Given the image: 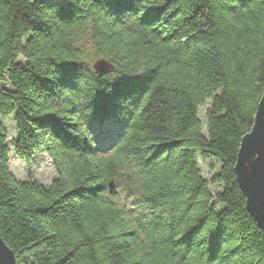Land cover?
I'll list each match as a JSON object with an SVG mask.
<instances>
[{"label": "trees", "instance_id": "16d2710c", "mask_svg": "<svg viewBox=\"0 0 264 264\" xmlns=\"http://www.w3.org/2000/svg\"><path fill=\"white\" fill-rule=\"evenodd\" d=\"M263 90L264 0H0L16 133L0 120V237L16 264H264L234 172ZM106 121L107 149L92 140ZM11 151L43 153L51 182L17 180ZM198 158L218 164L210 180Z\"/></svg>", "mask_w": 264, "mask_h": 264}, {"label": "water", "instance_id": "95a60500", "mask_svg": "<svg viewBox=\"0 0 264 264\" xmlns=\"http://www.w3.org/2000/svg\"><path fill=\"white\" fill-rule=\"evenodd\" d=\"M92 69L99 75L108 73L113 65L99 58L92 63ZM253 126L239 145L234 172L239 188L245 197V206L264 235V90L254 114ZM113 191V181L108 182ZM0 264H16L10 248L0 237Z\"/></svg>", "mask_w": 264, "mask_h": 264}, {"label": "rangeland", "instance_id": "374dc122", "mask_svg": "<svg viewBox=\"0 0 264 264\" xmlns=\"http://www.w3.org/2000/svg\"><path fill=\"white\" fill-rule=\"evenodd\" d=\"M56 1V0H53ZM87 49L93 50L91 44L88 42ZM87 54H92L87 51ZM96 60V58H89L88 62L92 63ZM206 106L199 109V117L202 124V129L205 132V112ZM3 124L6 126L9 136L15 137L16 133L14 130V125L12 123V118L7 117L0 119ZM120 130V125L115 124L113 121H106L102 125H94V131L92 132V140L95 146L105 147L106 149L109 147L110 143L114 141L118 135V131ZM96 143V144H95ZM105 149V150H106ZM103 154H106L105 152ZM199 167L202 173V176L206 180H210L212 173L218 170V164L210 161H202L198 158ZM9 168L12 174L15 176L17 180L23 181L26 179H32L38 182L41 185H48L53 179L55 173L50 165L48 158L43 153H36L32 159L29 161H22L15 157L13 152H10L9 155ZM114 183V182H113ZM114 189H116L117 202L124 206L125 209L132 210L136 208V197L127 190L126 185L121 181H117L114 183ZM113 189V190H114ZM212 192L219 190L217 186L210 187Z\"/></svg>", "mask_w": 264, "mask_h": 264}]
</instances>
